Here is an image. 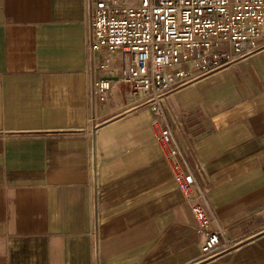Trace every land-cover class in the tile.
Segmentation results:
<instances>
[{
    "label": "crops",
    "instance_id": "0c3cea01",
    "mask_svg": "<svg viewBox=\"0 0 264 264\" xmlns=\"http://www.w3.org/2000/svg\"><path fill=\"white\" fill-rule=\"evenodd\" d=\"M87 24L86 0H0V264H264V47L166 99L230 240L202 259L150 107L113 80L89 120Z\"/></svg>",
    "mask_w": 264,
    "mask_h": 264
},
{
    "label": "built area",
    "instance_id": "2783aa9c",
    "mask_svg": "<svg viewBox=\"0 0 264 264\" xmlns=\"http://www.w3.org/2000/svg\"><path fill=\"white\" fill-rule=\"evenodd\" d=\"M86 7L90 122L113 80L150 107L153 139L203 234L202 259L216 255L230 240L173 136L165 103L197 74L264 47V0H86Z\"/></svg>",
    "mask_w": 264,
    "mask_h": 264
}]
</instances>
